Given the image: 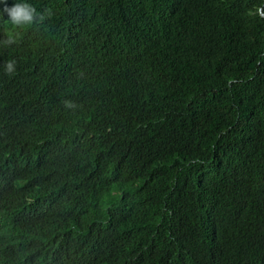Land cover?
<instances>
[{"label":"trees","instance_id":"obj_1","mask_svg":"<svg viewBox=\"0 0 264 264\" xmlns=\"http://www.w3.org/2000/svg\"><path fill=\"white\" fill-rule=\"evenodd\" d=\"M7 1L0 200L77 224L54 259L82 235L90 264H264V0Z\"/></svg>","mask_w":264,"mask_h":264},{"label":"clouds","instance_id":"obj_2","mask_svg":"<svg viewBox=\"0 0 264 264\" xmlns=\"http://www.w3.org/2000/svg\"><path fill=\"white\" fill-rule=\"evenodd\" d=\"M10 1V0H9ZM8 2L7 0H0V4ZM9 22L21 26L31 24L34 19V9L26 2H17L10 8H6ZM255 14L258 16L264 15V4L257 6ZM4 43L10 44L12 40L9 39ZM5 70L9 73L14 71V63L9 61ZM70 106V105H69ZM26 161H29L28 159ZM8 169L0 170V178L4 181L11 179L18 172L17 168L11 173H7ZM21 173L26 175L21 177H28L27 170L22 166ZM23 184V182H22ZM15 188L9 185L5 193L8 200H0V264H56L59 260H65L66 264L73 259H78L82 264H90L83 258L81 260L79 249L81 245L82 235H73L67 237L64 242V248L61 250V257L54 259L51 250L47 244V239L52 237L53 231L60 229L59 226L64 223L74 224L69 219L55 221L57 225L51 224L48 226L43 223L40 211L42 203H36L35 198L21 194L19 190L14 196ZM23 209L29 210L32 218L30 225H25L23 216ZM69 210L64 206L54 217L66 216L68 218ZM79 215V213H76ZM66 228L71 233H76L74 227ZM81 226V225H79Z\"/></svg>","mask_w":264,"mask_h":264}]
</instances>
